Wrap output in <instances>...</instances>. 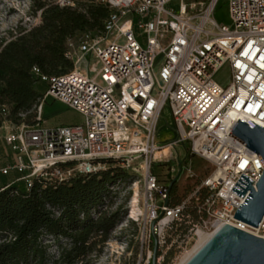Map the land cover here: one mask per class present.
Here are the masks:
<instances>
[{"label":"built area","instance_id":"2783aa9c","mask_svg":"<svg viewBox=\"0 0 264 264\" xmlns=\"http://www.w3.org/2000/svg\"><path fill=\"white\" fill-rule=\"evenodd\" d=\"M98 1L109 18L103 30L68 39L65 56L73 69L48 76L33 68L49 84L35 107L37 121L17 124L10 107L0 106V129L6 128L0 144L13 154L11 163L0 161V175L16 173L27 190L34 179L64 182L102 173L110 161L139 175L149 229L145 264L153 259L155 239L156 264H178L201 234L226 225L263 237L251 230L264 233V222L253 228L235 218L250 191L243 199L233 190L243 175L257 190L264 165L230 135L241 119L264 129V0H224L228 24L217 17L223 0ZM54 5L76 7L74 0ZM224 70L226 85L216 80ZM47 99L76 111L83 122L48 126ZM166 110L178 135L169 145L188 146L215 166L187 199L173 195V205L170 183L154 172L156 163H181L173 154L155 159L166 147L158 137ZM193 176L189 170L186 178ZM172 228L181 231L169 243Z\"/></svg>","mask_w":264,"mask_h":264},{"label":"trees","instance_id":"16d2710c","mask_svg":"<svg viewBox=\"0 0 264 264\" xmlns=\"http://www.w3.org/2000/svg\"><path fill=\"white\" fill-rule=\"evenodd\" d=\"M90 1L82 11L56 5L44 8L39 26L21 32L5 45L1 40L0 106L10 107L15 123L34 124L38 115L34 109L49 89L33 68L38 67L48 76L72 70L73 63L65 56L68 39L104 29L109 8ZM45 104L52 101L47 99ZM185 148L179 173L172 178L168 173L165 178L170 183L172 205L182 167L192 156ZM9 176H1L0 264H78L109 240L121 218L120 213L108 215L103 211L112 199V188L136 178L114 161L102 173L64 182L34 179L30 190L16 181L19 175L10 181ZM46 236L69 241V247L63 248L56 260L49 257L43 242Z\"/></svg>","mask_w":264,"mask_h":264},{"label":"rangeland","instance_id":"374dc122","mask_svg":"<svg viewBox=\"0 0 264 264\" xmlns=\"http://www.w3.org/2000/svg\"><path fill=\"white\" fill-rule=\"evenodd\" d=\"M94 1L100 3L98 0ZM54 2L55 0H0V43L1 40H4L5 45L18 37L21 32L25 34L34 27L39 26L42 22L43 9L54 5ZM74 2L76 5L74 9L80 11L84 10L91 3L90 0H74ZM217 17L227 24L230 23L228 5L224 0L221 9L217 13ZM216 80L220 84L226 85L229 82L226 70L219 73ZM59 110L54 109L56 112ZM82 122L83 119L80 117L79 124ZM160 126L159 141L167 146L178 137L169 110L164 112ZM186 152V148L180 146L175 147L171 151V154L177 157V161L182 162L186 156ZM176 164L177 162H174L173 159L166 165L156 163L154 165V172L160 176L162 182H166L165 178L168 173L171 178L179 173L180 167L176 166ZM173 167L176 168L175 172H173ZM182 168L183 171L177 184L175 201L187 199L201 185L202 181L215 170L213 164L195 155H192L189 164L184 165ZM189 170L194 174L192 178H186ZM135 176L136 178L130 183L120 184L112 188V199L103 208V211L108 215L116 213H120L121 215L117 226L110 233L109 240L104 245L99 246L96 252L81 259L78 264H145L148 254L147 246L143 243V238L145 232H148L149 229L147 227L145 230L146 209L142 178L139 175ZM167 183L169 182L167 181ZM136 184H138L140 192L139 210L141 211V217L135 219L132 216V212L134 206L133 199L137 190ZM194 199L193 201H195ZM194 203L191 204V207H193ZM180 231V228L177 233L176 229L173 230V228L169 231V243H173V237L178 235ZM254 232L264 237L263 231ZM43 242L47 247L51 260L58 259L62 249L69 247V241L64 238L58 240L46 236ZM151 249L153 250V247ZM168 256L173 258V247L168 252Z\"/></svg>","mask_w":264,"mask_h":264},{"label":"water","instance_id":"95a60500","mask_svg":"<svg viewBox=\"0 0 264 264\" xmlns=\"http://www.w3.org/2000/svg\"><path fill=\"white\" fill-rule=\"evenodd\" d=\"M256 152L264 165V129L241 119L230 135ZM243 175L234 194L245 203L237 210L235 218L250 227L259 228L264 222V174L257 184ZM158 241L155 239L152 264H156ZM185 264H264V237L226 225L219 229Z\"/></svg>","mask_w":264,"mask_h":264},{"label":"crops","instance_id":"0c3cea01","mask_svg":"<svg viewBox=\"0 0 264 264\" xmlns=\"http://www.w3.org/2000/svg\"><path fill=\"white\" fill-rule=\"evenodd\" d=\"M52 101V104H45L43 111V118L50 127L54 126H68V125H77L81 115L76 111L70 109L69 107L63 105L60 102ZM54 109H60L59 111H54ZM6 133V128L3 127L0 129V135L3 136ZM12 152L9 147L0 144V161L6 165L12 162ZM18 175L13 173L9 176V181L17 178ZM0 186H2V178L0 175Z\"/></svg>","mask_w":264,"mask_h":264},{"label":"bare ground","instance_id":"6f19581e","mask_svg":"<svg viewBox=\"0 0 264 264\" xmlns=\"http://www.w3.org/2000/svg\"><path fill=\"white\" fill-rule=\"evenodd\" d=\"M173 150L171 145H167L164 149V151H158L155 155V159H160L165 155H171V151ZM136 195L135 198L133 199V212H132V216L133 218H139L141 217V211L139 210V204H140V192L138 189V184H136ZM134 187V188H135ZM251 232L255 233L253 230H251ZM213 234H201L200 239L198 241V243L187 253L185 254L181 261L178 264H185L187 263L194 255L195 253L214 235Z\"/></svg>","mask_w":264,"mask_h":264}]
</instances>
